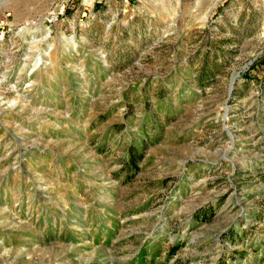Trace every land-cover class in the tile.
Here are the masks:
<instances>
[{"label": "rangeland", "instance_id": "1", "mask_svg": "<svg viewBox=\"0 0 264 264\" xmlns=\"http://www.w3.org/2000/svg\"><path fill=\"white\" fill-rule=\"evenodd\" d=\"M0 264H264V0H0Z\"/></svg>", "mask_w": 264, "mask_h": 264}, {"label": "trees", "instance_id": "2", "mask_svg": "<svg viewBox=\"0 0 264 264\" xmlns=\"http://www.w3.org/2000/svg\"><path fill=\"white\" fill-rule=\"evenodd\" d=\"M141 160H142L141 157L140 159H137L136 154L135 153L132 154V166H134L136 169H138V166H139L138 163Z\"/></svg>", "mask_w": 264, "mask_h": 264}]
</instances>
